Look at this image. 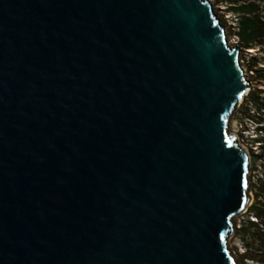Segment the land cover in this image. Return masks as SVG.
Returning <instances> with one entry per match:
<instances>
[{
  "label": "water",
  "instance_id": "water-1",
  "mask_svg": "<svg viewBox=\"0 0 264 264\" xmlns=\"http://www.w3.org/2000/svg\"><path fill=\"white\" fill-rule=\"evenodd\" d=\"M249 88L209 0H0V264H242Z\"/></svg>",
  "mask_w": 264,
  "mask_h": 264
},
{
  "label": "rangeland",
  "instance_id": "rangeland-1",
  "mask_svg": "<svg viewBox=\"0 0 264 264\" xmlns=\"http://www.w3.org/2000/svg\"><path fill=\"white\" fill-rule=\"evenodd\" d=\"M255 1L259 3L262 2L260 0ZM210 2L213 4L217 16L226 27L228 41L232 43L231 45L233 47L240 48V61L250 84L248 94L244 97L232 115L229 130L233 122L234 128H232V131L237 135V140L240 145L246 149L252 158V171L249 176L252 200L247 210L234 218V227L229 236L228 245L230 246L231 252L238 257V261L242 264H259L245 257L246 249L244 243L246 241L250 242V240L243 238L240 229L248 220H256L252 217L249 208L255 203V194L264 182V132L259 130L261 125H258L264 124V111L252 105V98L256 95H260L261 99L264 100V78L262 77L263 74H259L258 72L264 69V46L245 48V46L238 41L231 24L233 18L228 17L231 11L230 8H233L230 7L231 0H211ZM260 202L264 205L263 197H260Z\"/></svg>",
  "mask_w": 264,
  "mask_h": 264
},
{
  "label": "trees",
  "instance_id": "trees-1",
  "mask_svg": "<svg viewBox=\"0 0 264 264\" xmlns=\"http://www.w3.org/2000/svg\"><path fill=\"white\" fill-rule=\"evenodd\" d=\"M231 12L240 15L239 21V37L240 43L245 48L254 46H264V0L261 3L255 0H231ZM236 3V4H235ZM216 12V10H215ZM217 13V12H216ZM222 22V21H221ZM258 71V70H257ZM263 74L264 69L258 71ZM252 105L264 111V100L260 95L252 98ZM264 119V118H263ZM259 130L264 132V124H261ZM256 201L251 205L250 213L255 221L248 220L240 229L243 238L249 239L250 242L244 243L248 260L256 261L259 264H264V205L260 202V197L264 199V182L258 192L255 194Z\"/></svg>",
  "mask_w": 264,
  "mask_h": 264
},
{
  "label": "built area",
  "instance_id": "built-area-1",
  "mask_svg": "<svg viewBox=\"0 0 264 264\" xmlns=\"http://www.w3.org/2000/svg\"><path fill=\"white\" fill-rule=\"evenodd\" d=\"M228 17L230 18V17H232L233 18V21H232V27H233V30L235 31V34L237 33V32H239V21H240V15L239 14H236V13H233V12H229V15H228ZM231 18V19H232ZM228 19V18H227ZM236 37H237V39H238V41H240L239 40V37L237 36V34H236ZM258 125H261V124H258ZM261 131V130H260ZM262 132V131H261ZM251 160H252V158H251ZM251 171H252V165H251ZM250 171V172H251Z\"/></svg>",
  "mask_w": 264,
  "mask_h": 264
},
{
  "label": "bare ground",
  "instance_id": "bare-ground-1",
  "mask_svg": "<svg viewBox=\"0 0 264 264\" xmlns=\"http://www.w3.org/2000/svg\"><path fill=\"white\" fill-rule=\"evenodd\" d=\"M209 1H211V0H209ZM228 43L231 45L232 43L230 42V41H228ZM232 46V45H231ZM250 89V88H249ZM232 128H234V123L232 122L231 123V129H230V131H231V134H233V135H235L236 137H237V135L232 131ZM243 147V146H242ZM244 148V147H243ZM246 150V149H245ZM229 248H230V246H229ZM232 256L234 257V260L235 261H237L238 262V257L236 256V255H234V253H232Z\"/></svg>",
  "mask_w": 264,
  "mask_h": 264
}]
</instances>
